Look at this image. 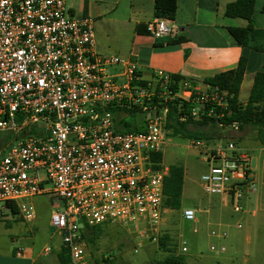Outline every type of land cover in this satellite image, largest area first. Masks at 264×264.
Wrapping results in <instances>:
<instances>
[{
  "label": "built area",
  "instance_id": "2783aa9c",
  "mask_svg": "<svg viewBox=\"0 0 264 264\" xmlns=\"http://www.w3.org/2000/svg\"><path fill=\"white\" fill-rule=\"evenodd\" d=\"M147 32L156 41L172 38L173 22L156 18ZM115 67L120 75L112 73ZM170 78L158 71L152 80H141L134 62L99 53L94 20L74 15L63 0H0V132L16 139L0 141V212L15 207L32 221L33 198L52 194L61 200L53 205L50 226L71 264H90L84 225L117 222L140 237L157 230L168 210L169 168L154 156L163 154L169 137V103H190L193 117L205 105L209 116L227 106L225 92L187 80L174 90ZM116 109L127 116L136 111L139 129L119 131ZM27 127L34 134H26ZM251 159L233 142L208 148L204 191L228 197L242 211L257 186ZM196 214L186 209L183 217L192 221Z\"/></svg>",
  "mask_w": 264,
  "mask_h": 264
},
{
  "label": "rangeland",
  "instance_id": "374dc122",
  "mask_svg": "<svg viewBox=\"0 0 264 264\" xmlns=\"http://www.w3.org/2000/svg\"><path fill=\"white\" fill-rule=\"evenodd\" d=\"M137 116L142 120V115L138 113ZM123 117L127 115H118V118ZM37 124L44 126L41 120ZM190 129L199 131L207 139L191 140L169 136L162 154V164L165 167L180 165L184 168L181 207L177 210L168 209L157 230H147L143 237L139 236L140 231L117 222L101 225L94 242H85L90 264H159L169 254L159 245V238L164 235L170 236L168 247L173 249L175 255L182 256L185 264H264V213H256V205L246 204V198L243 210L236 212L228 197L207 194L201 180L210 167L205 160L208 148L233 142L252 156L255 153L252 149L256 145L261 147L256 139V130L247 128L240 131L213 125ZM30 131L31 127L25 129L26 134ZM22 135L23 131L20 132V136ZM15 140L8 132H0L1 142ZM29 203L35 210L34 220L26 221L20 213L14 215L5 210L0 212L1 229H13L19 234L22 230L23 243L33 244L37 250L46 244L49 248H56L61 244V238L55 243L51 240L52 235L59 233L50 226V218L53 205L62 204L61 200L52 194H45L33 198ZM186 209L197 211L195 220L189 221L183 217ZM220 212H224L223 221L218 220ZM9 219L15 221L8 222ZM239 224L242 228H238ZM213 231L217 236L212 235ZM224 231L227 236H219ZM7 240L6 235L0 236L1 242L7 243ZM184 246L187 247V252L182 251ZM212 246L219 250L224 247L226 251L213 252Z\"/></svg>",
  "mask_w": 264,
  "mask_h": 264
},
{
  "label": "crops",
  "instance_id": "0c3cea01",
  "mask_svg": "<svg viewBox=\"0 0 264 264\" xmlns=\"http://www.w3.org/2000/svg\"><path fill=\"white\" fill-rule=\"evenodd\" d=\"M63 1L74 15L94 20L97 51L134 62L141 80H152L158 71H163L203 85L205 78L235 69L244 56L247 71L239 101L246 104L256 74L264 72V52L242 47L230 34V28H244L249 24L242 19L226 17L228 4L236 0H177L172 21L174 35L161 41H156L147 32V25L157 18L154 0ZM263 6L264 0H256L253 24L260 30H264ZM111 71L120 75L121 68L115 67ZM255 135L261 144L252 149L255 153L251 156L257 189L246 196L245 203L256 205V213H264V144L258 141L257 131ZM224 218V212H220L218 220ZM21 234L22 230L19 234L8 228L3 231L0 227V236L8 237L7 243L0 241V264H61L62 240L56 248L46 244L37 250L33 244L23 243ZM59 236L50 238L55 243L61 238Z\"/></svg>",
  "mask_w": 264,
  "mask_h": 264
},
{
  "label": "trees",
  "instance_id": "16d2710c",
  "mask_svg": "<svg viewBox=\"0 0 264 264\" xmlns=\"http://www.w3.org/2000/svg\"><path fill=\"white\" fill-rule=\"evenodd\" d=\"M155 16L157 18H166L171 21L175 19L177 11V0H154ZM256 0H236L228 4L226 8V17L233 19H242L249 24L244 28H230V34L236 42L244 48H250L258 52H264V30L255 28L253 17L255 14ZM264 12V6L262 8ZM247 71V59L242 56L238 66L228 72L215 74L212 77L205 78L203 85L210 89H218L225 92L226 108L215 107L214 113L208 115L210 107L200 109L199 117H193L191 114V104L176 99L169 103V113L166 124L168 136H180L185 139L201 140L207 139L199 131H192L190 127L218 126L221 128L238 125V130L244 131L251 128L257 131L259 140L264 144V72H258L255 76L253 87L246 104L239 101L241 84ZM171 88L178 89L181 82L186 81L181 76H170ZM162 107V105H159ZM122 113L116 109L117 129L123 132H135L139 129L136 111L131 110L127 117L118 118ZM34 134V131L31 130ZM154 160L162 162L163 155L157 154ZM185 171L180 165H171L168 175L164 180V206L166 209L177 210L181 207V200L184 188ZM12 212L17 215L18 209L13 208ZM100 226L84 225L82 236L85 242H94L95 236L100 232ZM171 241L169 235L159 238V245L162 250L169 254L159 262V264H185L184 258L173 253V249L168 247ZM61 264H69L70 257L63 247L59 253Z\"/></svg>",
  "mask_w": 264,
  "mask_h": 264
}]
</instances>
